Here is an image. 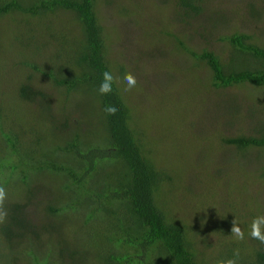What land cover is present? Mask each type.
Returning <instances> with one entry per match:
<instances>
[{
    "label": "rangeland",
    "instance_id": "rangeland-1",
    "mask_svg": "<svg viewBox=\"0 0 264 264\" xmlns=\"http://www.w3.org/2000/svg\"><path fill=\"white\" fill-rule=\"evenodd\" d=\"M94 3L108 41V58L124 64H119L122 71L116 70L114 77L119 78L116 84L130 108V123L140 131L143 153L156 168H167L171 176L156 191L155 201L168 220L184 225L198 260L215 264L217 259L233 258L230 246L239 249L237 261L250 259L260 242L249 235L250 225L253 218L264 215V148L252 145L238 150L223 138L262 133L264 85L214 86L207 64L179 43L196 52L211 49L227 65L250 63L219 35L241 31L249 34L251 42L264 46V0H205L201 16L183 22L175 13L179 10L176 0ZM73 21L70 12L63 10L0 16V122L15 128L30 127L25 140L39 143V147L48 148L68 133L50 127V122L56 126L65 116L70 126L83 128V134L88 128L93 139L102 135L99 120L92 118L88 107L93 95L82 87L66 91L44 74L51 62L61 68L60 61L68 62L64 55L77 51L69 50L70 37H74L69 25ZM44 24L66 30L55 36L66 34L68 44L64 47L56 42ZM126 72L137 78L136 87L130 91L125 90ZM23 82L41 94L33 95L30 88L27 92L33 98L23 99L18 94ZM3 143L0 139V145ZM7 152L8 145L0 148V154ZM98 154V160L103 159L102 153ZM0 171L6 173L7 168ZM93 173L99 174L102 185L106 183V196L95 202L98 205L90 202L98 188L89 180ZM119 176L117 166L101 160L97 169L83 173L86 186L61 185L60 176L45 168L30 182L40 184L33 197L37 202L26 201L24 210L37 216L35 223L48 218L43 225L46 230L37 237L28 230L23 240L8 238L0 231V264H106V245L116 249L109 233L116 232L120 221L129 222L121 201L101 208L112 206L113 200L107 196L120 191ZM62 197L64 203L59 201ZM50 198L53 200L48 203L58 202L60 208L44 217L43 203ZM33 219L30 217V222ZM235 219L244 232L243 240L231 235ZM26 220L29 228H38L29 224V217ZM226 228H230L228 232H224Z\"/></svg>",
    "mask_w": 264,
    "mask_h": 264
},
{
    "label": "trees",
    "instance_id": "trees-1",
    "mask_svg": "<svg viewBox=\"0 0 264 264\" xmlns=\"http://www.w3.org/2000/svg\"><path fill=\"white\" fill-rule=\"evenodd\" d=\"M95 0H0V16L11 13H28L34 16L36 13H47L55 10L68 11L73 17V25H69L74 37H70V54L64 55L68 62L61 68L54 63L45 69L44 74L51 77L55 85H62L66 91L82 87L93 95L88 105L91 109L92 118H98L102 127L100 137H90L92 130L84 129L77 125L70 126L68 118L59 122L56 126L51 124L52 129L67 130L66 135H60L57 141L48 148L39 147V143H28L26 133H31L30 127H17L6 125L0 122V139L4 145L9 146L7 154H0V169L7 168V172L0 171V186L7 192V199L4 208L7 210V217L0 222V231L6 236H15L17 239H24L27 231L31 230L33 237L46 230L45 222L35 223L37 216L32 211L25 213L24 207L27 202H37L34 197L38 193L40 184L32 185L33 177L38 175L45 168L60 176L59 182H65L86 186L88 182H82L83 173L88 169H97L98 163L104 160L119 168V182L117 187L120 191H111L107 198H112V206H102L107 209L114 206L115 201H121L125 206L129 222L120 221L116 232H110L108 239L115 244L116 249L104 244L107 247L105 255L106 264H206L196 257L193 250L192 240L186 236L184 225L178 221L168 220L164 212L155 201V193L168 179L171 178L167 168L162 170L156 168L151 159L143 153L140 131L131 123L130 108L122 97L116 83L113 84V91L107 95H101L98 87L102 80V73L110 71L113 76L118 70L121 72L120 63H113L108 58V41L103 37V26L95 11ZM179 10H175L183 19L200 17L204 10L205 0H176ZM204 21L201 19V22ZM206 21L204 24H206ZM201 24H199L200 26ZM45 30L55 41L62 46L69 42L67 35L56 37V33L66 32L55 25L44 24ZM214 27V26H213ZM55 29H58L55 32ZM63 33V34H64ZM226 39L236 54H243L248 57L250 63L233 65L224 64L213 50L203 48L200 52L180 44V47L188 51L192 56L202 59L210 69L211 84L217 87H225L234 84L249 83L252 85H264V46L250 41L249 34L241 31H232L219 35ZM61 41L59 42V40ZM181 41V40H180ZM233 52V51H232ZM236 57V56H235ZM234 57V58H235ZM27 61V60H22ZM123 64V63H121ZM34 68L41 70L35 62L30 63ZM124 65V64H123ZM75 67L76 70L68 69ZM28 83L19 85V95L30 101L33 96L27 92L30 89ZM32 89V88H31ZM32 93H40L33 91ZM41 94V93H40ZM96 101V104L95 102ZM94 102V103H93ZM114 104L118 107L115 115H109L104 111L105 105ZM96 108L95 111L93 109ZM56 127V128H54ZM23 130V134H21ZM80 130V131H79ZM259 135L238 134L236 136L224 137L223 141L235 145L238 150L256 145L264 148V130ZM64 137H67L65 140ZM100 139L101 141L97 140ZM65 140V141H63ZM80 149L79 151H75ZM102 153L103 159L98 160ZM96 159V160H95ZM78 172L79 177L76 176ZM93 173L89 178L91 184H97L96 196L90 200L101 202L105 196L104 186L98 177ZM41 188V187H40ZM50 198L43 204L45 216L52 214L60 208L59 203L49 204ZM65 202V197L59 200ZM96 207L94 206L93 209ZM29 224L35 223L38 228L31 229ZM30 217L34 218L30 222ZM226 228L224 232H228ZM111 234V235H110ZM106 240V239H105ZM234 252V247L230 246ZM254 254V255H253ZM71 262H75L71 261ZM237 264H264V244L258 242L254 248L251 258L241 257Z\"/></svg>",
    "mask_w": 264,
    "mask_h": 264
},
{
    "label": "clouds",
    "instance_id": "clouds-1",
    "mask_svg": "<svg viewBox=\"0 0 264 264\" xmlns=\"http://www.w3.org/2000/svg\"><path fill=\"white\" fill-rule=\"evenodd\" d=\"M119 78L114 77L110 71H104L102 73V80L98 87V92L101 95L110 94L113 91V84L118 82ZM123 80L127 85L126 91H130L137 85V78L132 72H126L123 76ZM118 107L114 104L105 105L104 111L109 115H115L118 111ZM7 199V192L3 186H0V222L7 217V210L4 208V202ZM231 235L239 240L244 239V232L239 226L238 221L235 219L231 227ZM249 235L261 243H264V215L253 218L250 225ZM239 257V249L234 250L233 258H220L215 261V264H237L236 258Z\"/></svg>",
    "mask_w": 264,
    "mask_h": 264
}]
</instances>
